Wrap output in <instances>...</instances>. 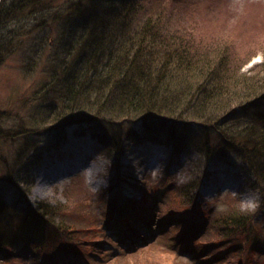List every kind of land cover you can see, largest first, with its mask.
<instances>
[{
	"label": "trees",
	"instance_id": "obj_1",
	"mask_svg": "<svg viewBox=\"0 0 264 264\" xmlns=\"http://www.w3.org/2000/svg\"><path fill=\"white\" fill-rule=\"evenodd\" d=\"M72 1L0 0V68L26 42L28 56L36 53L34 61L47 56L50 81L41 99L51 110H63L58 116L75 115L87 125L80 130L98 137L120 182L123 144L131 140L125 128L136 123L143 126V135H157L152 124L168 127L177 150L180 144V152H197L207 162L235 155L249 169L250 180L258 177L252 165L264 172V113L252 117L254 122L238 118L264 100V63L254 67L260 70L242 71L253 53L243 58L233 42L204 31L196 21L172 28L166 22L171 20L166 0ZM44 34L48 52L43 51ZM181 131L184 135L178 137ZM15 163L4 179L12 177L21 199L9 204L0 198V261L12 262L14 247H27L33 263H55L46 260V247L53 243L54 257L63 260L59 264H97L102 251L87 257L80 253L84 246L111 249L122 239L138 246L136 240L144 243L169 228L174 242L200 255L199 264H251L229 244L246 225L245 217L231 213L217 220L213 209L198 214L203 205L197 192L190 193L194 180L173 193L162 212L155 210L145 187L141 201H115L107 212L101 206L99 213L105 216L98 222L85 188L76 191L79 200L32 206L28 186L26 191L19 186ZM254 185L264 197V182L258 177ZM204 224L206 230L198 236ZM148 245L138 249L146 253Z\"/></svg>",
	"mask_w": 264,
	"mask_h": 264
},
{
	"label": "rangeland",
	"instance_id": "obj_2",
	"mask_svg": "<svg viewBox=\"0 0 264 264\" xmlns=\"http://www.w3.org/2000/svg\"><path fill=\"white\" fill-rule=\"evenodd\" d=\"M75 1L78 0L72 2ZM165 2L171 19L166 22L172 28L180 22L189 26L196 21L203 26L204 31L220 33L233 42L243 58L248 53H253L251 62L246 64L243 72H253L254 67H260L264 63V0ZM142 4L146 5L143 2ZM156 7L154 4L152 8ZM44 35L45 39L48 38L47 34ZM48 40H45L46 49L43 51L48 52ZM29 46L30 43L26 42L23 48L9 57L0 68V195L3 200L11 203L17 199V195L12 192L11 183L3 180L8 166L13 165L15 160L17 179L25 189L30 178L33 179L28 194L32 204L42 200H48L53 205L69 202L70 199L76 201L79 200L76 191L85 188L88 191V199L95 202V207L98 206L95 209L89 201L98 222H102L105 216L99 213L101 206L105 207L107 212L115 201H141L145 187L153 195L155 210L162 212L164 204L171 199L173 193L180 192L185 186H191L190 183L194 180L190 193L199 191L203 205L198 214L203 210L213 209L212 213L215 211L214 218L217 215V220L231 213H234L233 218L245 217L246 225L242 227L237 239L229 244L242 254L244 261L264 264V201L262 202L261 195L254 187L258 177L264 182V172H261V169L252 165L258 177L250 180L253 177L250 175L249 180H246L243 168L246 172L249 169L235 155L207 163L203 156L196 152L188 154L184 150L173 155L172 147L175 145L170 141L171 131L168 127L152 124L150 130L157 131V135H143L144 128L140 129L142 125L129 124V129H125L131 140L123 144L126 147L121 167L124 181H118L113 162L100 140L88 132H82L79 126L83 123L79 122L75 115H67V119L58 116L63 110H51L45 100L41 99L44 85L50 81L49 63L47 56H41L35 61L36 53L28 56ZM255 107L240 114L238 118L244 117L247 121L254 122L252 117L264 113V100ZM187 131L190 134L193 132ZM194 131L197 132L198 129ZM179 134L182 137L184 131L178 132V137ZM212 141L218 145L216 139L213 138ZM177 147L182 148L180 144ZM37 164L39 168L35 169ZM57 164H71L69 167L77 172L63 177L52 186L45 184L46 188L40 191L39 195H34L41 169H52ZM12 174L15 176L14 172ZM109 189L111 190L107 191ZM118 194L121 195L120 199ZM100 212L103 213V210ZM129 216L131 215L127 218ZM208 222L210 224L211 220ZM238 224L239 222L233 225ZM206 227L205 224L202 226L203 231L198 236L203 235ZM164 230L166 232L157 238L154 236L149 240L145 239L144 243H139L143 242L142 239L134 242L139 247L154 244L152 247L151 244L146 247V253L141 249L138 251L137 247L125 239L121 240L125 243L116 240L119 242L111 249H105L103 245L98 244L93 247L84 246L80 253L88 257L102 251L103 258H100L101 263L97 264H199L200 255L190 254V250L183 249L181 244L174 242L171 234L167 232L169 228ZM73 239L76 240L75 234ZM26 244L28 242L23 246ZM128 244L130 248L126 246ZM51 245L46 247V260L57 262L45 264L63 262L62 259L54 257L55 254L58 255V251L55 249L56 245ZM30 246L34 247V244L30 243ZM227 246L228 244L224 247ZM14 251L17 255L15 254L12 262L0 261V264H38L32 262V253L27 247H14ZM133 251L136 253L131 256L129 253ZM159 255L162 258L158 262Z\"/></svg>",
	"mask_w": 264,
	"mask_h": 264
},
{
	"label": "bare ground",
	"instance_id": "obj_3",
	"mask_svg": "<svg viewBox=\"0 0 264 264\" xmlns=\"http://www.w3.org/2000/svg\"><path fill=\"white\" fill-rule=\"evenodd\" d=\"M69 165L71 164L61 166H58L57 164L55 167H52V169H41L39 175L37 176L38 185L34 192V195H39V192L43 191L46 188L45 184H47L48 186H52L56 181L61 180L63 177L69 176L74 172L76 173L77 170L70 168Z\"/></svg>",
	"mask_w": 264,
	"mask_h": 264
}]
</instances>
